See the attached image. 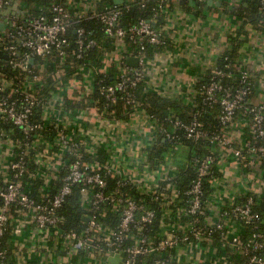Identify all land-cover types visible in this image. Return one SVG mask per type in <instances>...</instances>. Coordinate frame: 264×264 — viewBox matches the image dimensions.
Here are the masks:
<instances>
[{
  "label": "built area",
  "instance_id": "built-area-1",
  "mask_svg": "<svg viewBox=\"0 0 264 264\" xmlns=\"http://www.w3.org/2000/svg\"><path fill=\"white\" fill-rule=\"evenodd\" d=\"M100 1L66 0V5L76 11L78 18L92 13V17L102 24L105 35L116 39V47L107 54L103 68L107 71L114 65L120 76L116 83L99 89V92L105 99V107L120 102L132 109L127 121L139 125L137 130L143 134L142 149L138 154L132 148L127 152L124 149L126 158L124 156L122 161L115 160L113 154L101 156L94 152L96 139L119 132L121 123L101 120L98 108L76 112L64 108L65 99L79 101L82 96L92 93L94 83L90 81V73L79 80L69 78L62 88L49 89L45 95L39 89H31L42 80V72L33 74L29 63L53 50L62 56L63 48L69 44L65 34L71 21L65 6L54 4L51 19L40 16L24 24L14 19L8 21L11 29L7 30L0 23L3 25L0 51L13 68L27 74L15 88L0 78V140L6 145L0 181V264H13L5 263L6 251L1 246L11 220L19 217L27 218L40 233L55 235L62 251L85 253L92 259L118 256L119 264H138L139 257H145L151 260L142 264H169L176 262L179 258L176 250L181 249L180 256L186 257L184 264H224L226 259L218 253L221 250L214 247L216 243L229 253L245 258V264H264V230L260 229L263 215L253 210L264 197V89H251L246 70L239 71L236 87L224 86L221 83L223 73L217 69H213L208 83L201 89H179L180 92L175 89L174 94V89H148L193 108L186 122H168L172 129L182 131L186 140L195 144L204 141L207 145L208 153L194 160V179L184 193V203H179L174 176L168 175L172 169L176 170L174 157L165 156L166 161L159 169L150 167L147 152L156 145L160 128L130 94L137 83L145 81V69L151 62V59H145L142 44L161 46L164 43L149 22L141 21L128 30L119 27V11L110 8L100 13L95 11ZM186 1L202 3L204 0ZM9 2L0 0V11ZM164 2L159 0L160 4ZM75 34L78 36L75 41L77 58H80V53L95 42L86 38L83 29H77ZM126 36L134 44L141 45L142 54L136 56L137 67L121 63L122 54L127 50L122 43ZM56 69V77L64 73L59 65ZM256 91L260 95L258 102L253 101ZM214 106L219 108V113L209 130L203 114ZM36 110L40 112L42 123L31 122ZM90 110L96 112L98 125L86 120ZM80 112H84L81 135ZM111 115V112L106 114L107 117ZM172 129L163 130L165 140L169 142L174 139ZM34 132L40 136L31 140L30 134ZM16 134L23 135L25 142L20 143ZM118 136L120 139L113 137L114 141H123L121 135ZM177 150L183 151L182 146L178 145ZM85 155L95 161H82ZM99 158H103L102 161L98 162ZM27 161L36 168L29 177L43 182L37 201L25 190L30 185L26 187L23 183L28 173ZM61 169L64 170L61 186L52 192V184ZM108 179L115 180L112 191H106ZM75 186L81 188L82 206L90 213L80 234L65 230L59 214ZM124 186L134 188L143 199L136 201L120 192ZM107 206L119 218L113 228L100 222L108 215ZM157 208L161 217L159 228L165 232L158 231L149 237L147 232L154 224ZM185 216L189 219L184 221ZM243 226L253 230L247 243L240 242ZM127 240L131 243L126 244Z\"/></svg>",
  "mask_w": 264,
  "mask_h": 264
},
{
  "label": "trees",
  "instance_id": "trees-1",
  "mask_svg": "<svg viewBox=\"0 0 264 264\" xmlns=\"http://www.w3.org/2000/svg\"><path fill=\"white\" fill-rule=\"evenodd\" d=\"M207 0L202 3H196L195 17L203 18L204 10ZM54 4L63 5L67 8L66 0H10L7 6L3 7L0 11V23L5 24L9 18V9L19 5L20 9L17 13L20 14L14 19L19 24H24L30 19H34L40 16H44L47 19L53 17L51 8ZM178 2H173L171 0H165L163 4L159 3V0H128L122 5H115L113 0H101L97 11L104 12L106 8L111 10H116L120 12L117 20V25L124 30L137 25L139 22H149L152 29L160 35V40L163 41V45L154 46L147 42L142 44L144 48L143 55L145 59L150 60L155 54L161 53L165 48L168 47V35L164 32L163 28L165 26L166 16L169 12H173L175 8H180ZM183 9L188 10L187 6L183 5ZM66 11L68 12L69 21L71 24L65 37L68 41V45L63 48V55L59 56L56 51H51L49 55L45 57L34 58L31 63H29V69L33 74H38L42 72V80L39 84H33L31 89H39L42 95H45L49 89L62 88L63 85L69 78L82 79L86 73H90V81L94 83L91 86L92 93L88 96H82L79 101H70L65 99L64 108L71 110L73 112L82 111L84 109H99L97 112L100 115L101 120H115L124 122L127 121L129 114L132 109L122 105L120 102L116 104H108L105 107V99L103 95L100 94L99 89H103L107 85H112L116 83L119 79L120 72L117 67L111 65L108 70L103 68L106 66V56L114 51L116 47V39L107 37L104 33L103 26L98 19L92 17L93 14H89L87 17L78 18L75 11L69 7ZM168 12V13H167ZM229 16L235 17L240 20V25L237 26L236 30L227 36V43L229 44L228 49L223 52L217 59L215 68L223 73L221 83L224 86L236 87L238 85L240 72L236 70L238 52L240 51L243 44L248 40L247 28L260 33L263 29L264 24V1L263 0H251L247 2V6H239L235 9H230L228 12ZM11 19V20H14ZM9 21V20H8ZM11 29L9 25L5 27V30ZM77 29H83L84 34L88 40L95 42L94 46H90L89 49L80 53L81 57L77 58V48L75 41L78 36L75 34ZM2 30H0L1 32ZM123 45L129 50L122 54L121 63L126 65L127 58L136 57L142 54L140 50L141 45L134 44L128 36L122 41ZM59 56V57H58ZM59 65L64 69V73L59 77H56V66ZM42 67V68H41ZM141 69V67H138ZM27 74L22 72L20 69L13 68L9 61L0 59V78L12 85L13 88L22 80ZM211 77V71H207L204 77H202L200 82H197L195 89H201L203 85H206ZM137 83V85L130 91L132 99H134L139 105L140 109L143 110L146 115L152 117V119L157 123L160 132L157 135L156 145L152 146L147 152V162L150 167L157 168L160 164H163L166 159L164 156L174 157V166L176 168V175L174 176V182L176 183L177 190L179 192L177 201L179 203H184L185 197L184 193L187 191L190 183L194 179L195 161L205 154L208 153L207 145L204 141H199L198 143H193L192 141L186 140L182 131L178 129H172V125L168 121L179 120L181 122H186L193 108L186 106L182 101H178L175 98L162 97L153 91L148 89H155L148 87V81ZM250 87L254 89V83L250 78ZM130 89V88H128ZM255 94V93H254ZM253 97V96H252ZM108 112H111V116H106ZM219 113V108L214 106L203 114V121L206 123V127L211 130L215 125V117ZM40 120V112L35 111L34 117H31V122L42 123ZM174 130V139L169 142L165 140L163 130L165 131ZM38 132L30 134V139L34 140L38 137ZM15 138L20 143L25 142V137L23 135L16 134ZM181 145L183 149V154L177 150V146ZM102 156V155H101ZM105 156V155H104ZM103 158H99L98 162L102 161ZM29 161L30 158H29ZM27 161L28 173L24 176V185H30L26 190L28 195L34 200H39V189L42 185V180L30 178L29 175L36 169L35 165ZM84 162H93L91 157L85 155L82 159ZM64 176V170L61 169L56 180L53 182L51 188L52 192H55L61 186V179ZM108 188L106 191H112L115 189V180H107ZM123 194H128L136 201H140L143 198L140 194L132 187L124 186L119 189ZM83 196L81 193V188L75 186L72 189V193L67 197L66 202L60 209V216L63 219L62 227L67 231H74L80 234L86 226L87 218L90 216L82 206ZM242 202V201H240ZM150 206H153L150 204ZM106 208V206H102ZM253 210L260 212L262 214L263 222L260 224V229L264 230V197L261 199L259 205L253 207ZM108 215L104 219H100L105 227L113 228L118 223V215L110 212V207L107 206ZM160 211L157 208V214L154 224L149 228L147 232L149 237H152L156 232L163 229L159 228L160 222ZM189 217H183V220H188ZM244 234L241 235L240 242L247 243L251 237L250 227L243 226ZM9 235L8 231L2 239V249L6 251L5 263L11 260V250L9 249L7 243ZM10 236V235H9ZM131 243L127 240L126 244ZM216 250L225 251L224 259L226 261L224 264H245V258H240L232 253H229L226 249H223L219 244L214 243ZM219 253V252H218ZM79 255L86 256L85 253H79ZM223 255V253H221ZM151 259L145 257H139L138 264L148 263ZM169 264H176L170 261Z\"/></svg>",
  "mask_w": 264,
  "mask_h": 264
},
{
  "label": "crops",
  "instance_id": "crops-1",
  "mask_svg": "<svg viewBox=\"0 0 264 264\" xmlns=\"http://www.w3.org/2000/svg\"><path fill=\"white\" fill-rule=\"evenodd\" d=\"M127 1L124 0V2ZM212 1L213 4L207 11H205V7L203 8V18L195 17L196 9L190 8L187 5L185 6L189 8L188 10L183 9L182 6L175 8L173 12H167L166 24L163 30L168 35L169 45L163 52L155 54L145 69V78L155 89H174L172 94L175 93V89H178L177 92H180L179 89H186L187 91L195 89L197 82L201 81L207 71H213L218 57L228 49L227 36L236 30L237 26L240 25V20L229 16L226 12L239 6L246 7L247 2L251 0ZM19 9V5H15V7L9 9L10 13L7 16L9 21L20 14L19 12L17 13ZM97 9L98 5H96L95 11ZM8 20L7 24H4L5 27L9 25ZM262 29L260 33H257L247 28L248 40L241 47L236 60V70H246L249 73L255 90L264 89V24ZM128 51L127 49L126 52ZM258 96L260 95L256 91L253 101L258 102ZM82 114L84 112L79 113V135H81V124L84 122ZM96 115L94 110L87 111L88 117L86 120H90V124L98 125L97 121L99 120ZM76 118L78 119V114H76ZM68 122L71 124L70 120ZM119 123H121L119 132L107 134L101 139H96V149L94 152H98L102 156L106 153L107 155L113 154V158L118 161L124 159V152H127L130 148L138 154L142 149L143 139L142 132L139 133L137 130L139 125L133 121ZM118 135H121L124 142L122 140L118 142L114 141L113 137L120 139ZM125 140L129 142L126 143ZM85 142L88 143V141ZM124 149L126 151L123 152ZM5 152L6 145L0 140V181L2 180L1 172ZM183 152L182 150L180 151L181 154ZM164 158L166 157L164 156ZM153 169H159V167ZM170 170L169 168L168 171ZM161 171L164 175L163 166L161 167ZM171 173L173 174L172 176H175L176 170L172 169L168 175H171ZM164 232V229L163 231L161 230V234ZM50 233H40L27 218L19 217L12 219L9 224V243H7L11 250L12 263L112 264L108 261L109 257L103 260L98 258L92 259L79 255V253L70 254L68 251H62L63 247L58 244L56 236ZM180 250H176L177 254H179V258L176 260L177 263L175 262L176 264L186 263V257L180 256ZM218 252L223 253L222 256L225 255V251Z\"/></svg>",
  "mask_w": 264,
  "mask_h": 264
},
{
  "label": "water",
  "instance_id": "water-1",
  "mask_svg": "<svg viewBox=\"0 0 264 264\" xmlns=\"http://www.w3.org/2000/svg\"><path fill=\"white\" fill-rule=\"evenodd\" d=\"M113 3L115 5H122L124 3V0H113ZM178 4L180 6L187 5L188 7L193 8V9L196 8V3L194 1L180 0L178 2ZM212 4H213V1L212 0L207 1L206 2V5H205V8H204L205 11H207L208 8L212 6ZM217 6H218V4H217ZM0 30H3V25H0ZM0 59H4V60L7 59V57L1 51H0ZM137 62H138V59L137 58H131V57H129V58H127L126 64L128 66H130V67H137V64H136ZM108 261L110 263H112V264H119L120 263V259H119L118 256H114L112 258H109Z\"/></svg>",
  "mask_w": 264,
  "mask_h": 264
}]
</instances>
